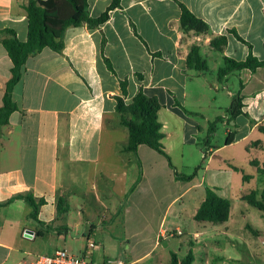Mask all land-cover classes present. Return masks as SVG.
I'll use <instances>...</instances> for the list:
<instances>
[{
    "label": "crops",
    "instance_id": "1",
    "mask_svg": "<svg viewBox=\"0 0 264 264\" xmlns=\"http://www.w3.org/2000/svg\"><path fill=\"white\" fill-rule=\"evenodd\" d=\"M27 1L0 0V29L11 28L18 38H26L23 5ZM178 1L207 23L206 32L180 28L181 8L176 0H120V6L111 9L99 26L69 25L60 50L46 46L26 58L11 92L16 108L7 122L0 123V264H30L34 256L52 254L56 249L80 255L89 240L94 243L92 260L104 263L123 259L120 255L127 253L130 260H123L134 263L164 240L168 207L202 181L193 182V178L183 188L166 157L146 144H139L136 153L119 150L115 131L121 124L115 96L122 95L120 80H126L125 102H130L139 88L157 97L163 134L173 121L178 123L183 140H193L190 132L196 123L185 114L184 110H189L187 97L193 94L196 102L198 92L211 93L217 87L215 76L209 81L205 71L186 65L193 43L200 46L208 71V60L217 64V79L227 94L233 96L239 90L242 95L243 112L232 123L227 117L232 126L226 131H235L229 144L244 140L249 154L259 153L256 158H263L264 133L259 125L264 126V65L253 71L232 69L222 75L219 70L226 67L225 57L242 60L252 53L264 58V0ZM109 2L88 0L89 14L99 15ZM220 35H225L226 42L217 50L210 41ZM11 64L0 42V106ZM232 74L238 78L234 90L228 86ZM124 136L127 138V131ZM255 140L257 149L250 146ZM217 149L208 147L209 152ZM127 152L137 158L140 172L130 178V191L122 205L121 248L110 200L120 181L126 188L127 172L125 168L116 172L109 164L126 157ZM124 161L119 159L118 164L124 165ZM88 183L99 189L105 200L93 196L97 222L80 208V217L72 221L79 232L71 235L67 194L84 195ZM166 184L176 190L160 208ZM210 187L228 197L220 186ZM25 194L37 202L35 217L29 215ZM152 206L154 210L149 212Z\"/></svg>",
    "mask_w": 264,
    "mask_h": 264
},
{
    "label": "rangeland",
    "instance_id": "2",
    "mask_svg": "<svg viewBox=\"0 0 264 264\" xmlns=\"http://www.w3.org/2000/svg\"><path fill=\"white\" fill-rule=\"evenodd\" d=\"M194 33L199 32L194 31ZM208 63L209 71L207 69L204 73H207L209 81H212L215 76L213 81L217 85L216 90L211 93L198 92L197 103L193 101V94L188 95L186 107L189 110H184L185 114L196 123L195 129L190 132L193 140H183L178 123L173 121H169L164 129L166 134H163L161 138L164 149L175 169L179 173L189 174L199 165L193 182L200 180L202 182L199 186L184 192L178 201L168 207L163 225L167 230L166 237L150 255L133 264H168L172 254L176 256L177 264H180L189 251L192 253L190 264H264V211L241 199L243 193L253 189L260 191L264 187V174L257 172L256 166L249 162L250 156L260 157V155L259 153L255 156L249 154L244 140L234 144H225L226 128L232 126L229 124L232 123V119L228 121L229 123L227 122V117H229L228 99L230 100L232 96L227 94V89L223 88L222 82L217 79V64L212 60H208ZM219 65L223 66L221 57ZM228 81L229 89L234 90L238 84L236 75L232 74ZM211 123L214 128L210 133L209 125ZM124 131H127V128L123 125H120L115 131V135L119 139L118 148L126 140ZM262 137L264 138L263 134ZM209 146H216L218 149L216 152H209ZM250 146L258 148L251 144ZM213 154L220 157L213 156ZM126 155V157H118L117 161L113 160V164H109L111 169H115L116 172L122 168H125L127 172L126 188L123 189L124 185L120 181L117 190H112L114 195L110 200L113 204L112 209L116 212H114L112 223L121 248L124 246L122 243V205L130 191V178L140 172L137 158L128 152ZM119 159L121 162L125 160L124 165L118 164ZM243 173L251 174L252 177L244 181ZM178 183L183 188L189 184L182 180H179ZM171 186V184H166L161 190L163 194L165 193V199L160 208L168 202L169 195L175 192L176 189ZM205 186H220L221 192L231 198L227 220L213 223L197 221L193 218V214L204 196ZM84 192V195L74 192L67 194L69 209L66 214L70 219L71 235H76L79 232L72 221L74 218L80 217V208L82 207L85 212L89 211L97 222L99 213L92 205L93 196L96 194L105 200L100 194L101 191L89 183ZM148 210L149 212L153 211V206ZM120 257L130 260L127 253ZM94 261L99 262V259L96 258Z\"/></svg>",
    "mask_w": 264,
    "mask_h": 264
},
{
    "label": "trees",
    "instance_id": "3",
    "mask_svg": "<svg viewBox=\"0 0 264 264\" xmlns=\"http://www.w3.org/2000/svg\"><path fill=\"white\" fill-rule=\"evenodd\" d=\"M181 8L179 18L180 28L182 30H194L196 32H206L207 23L192 13L185 4L176 0ZM120 6V0H110L106 8L97 16H91L88 11V0H28L24 5L27 32L26 38L20 39L11 28L0 29V42L5 47L10 60V76L5 83L2 95V105L0 106V123L8 121V116L16 108L12 100L11 92L13 86L20 79L26 58L33 55L43 47H50L54 50H60L63 46L62 35L65 28L69 25H78L86 23L89 27H96L103 23L109 16V11ZM226 42L225 35H220L211 39L210 44L213 48L221 50ZM109 68L111 63L104 57ZM226 67L220 68L219 74L222 75L228 70L247 67L255 70L258 66L264 65V58L258 59L252 53H249L245 59L235 60L229 57L224 58ZM186 65L196 71L204 72L207 70L206 59L202 56L200 46L193 43L186 55ZM122 95H116L115 111L119 116V123L127 128V138L119 150L137 152L139 144H146L159 153L163 154L169 166L173 169L175 179L185 182L191 181L199 165L192 173H179L172 164L170 157L161 142L163 132L162 124L158 119V110L161 107L160 102L155 96L146 95L141 88L132 97L130 102H125L123 95L126 94V80H120ZM242 95L238 90L231 99L228 107L229 120L234 119L236 115L242 113ZM213 124L209 125L210 133L213 132ZM259 129L264 133V126L259 125ZM235 131H228L225 137V144L234 140ZM258 141H253L252 146H256ZM249 162L256 166L257 172L264 174V156L261 160L256 157L250 158ZM251 174H242V179L247 181ZM23 198L30 205L29 215L35 217L37 211V202L30 194L23 195ZM241 198L248 204L264 211V187L260 191L250 190L242 194ZM231 200L228 197L220 195L214 188L205 186V194L200 204L195 210L193 218L197 221L221 222L229 217ZM192 253L189 251L180 264H190ZM168 264H177V259L172 254Z\"/></svg>",
    "mask_w": 264,
    "mask_h": 264
},
{
    "label": "built area",
    "instance_id": "4",
    "mask_svg": "<svg viewBox=\"0 0 264 264\" xmlns=\"http://www.w3.org/2000/svg\"><path fill=\"white\" fill-rule=\"evenodd\" d=\"M26 235L33 234L26 232ZM93 246V241L89 240L85 251L80 255L72 254L66 249H56L52 254H38L33 257L30 264H133L120 258L109 259L104 263L96 262L90 258Z\"/></svg>",
    "mask_w": 264,
    "mask_h": 264
}]
</instances>
